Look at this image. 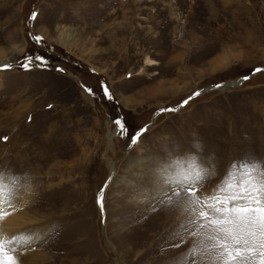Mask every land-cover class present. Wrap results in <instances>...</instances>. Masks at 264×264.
<instances>
[{
    "label": "rangeland",
    "instance_id": "obj_1",
    "mask_svg": "<svg viewBox=\"0 0 264 264\" xmlns=\"http://www.w3.org/2000/svg\"><path fill=\"white\" fill-rule=\"evenodd\" d=\"M0 64V183L28 219L0 240L29 238L18 264H210L166 181L203 170V200L242 158L264 163V0H0ZM118 119L146 129L136 144Z\"/></svg>",
    "mask_w": 264,
    "mask_h": 264
},
{
    "label": "snow or ice",
    "instance_id": "obj_2",
    "mask_svg": "<svg viewBox=\"0 0 264 264\" xmlns=\"http://www.w3.org/2000/svg\"><path fill=\"white\" fill-rule=\"evenodd\" d=\"M33 13L30 19L36 18ZM36 44L44 42L43 37L36 35L32 37ZM25 63L21 65L28 70L35 63L37 66L46 65L47 59L42 55H26ZM10 64L0 65V70L10 69ZM63 71V69H58ZM264 72V68H255L253 73ZM249 79L248 76L243 77ZM101 91L104 96L111 100L112 94L105 83H101ZM221 88L222 85H216ZM90 94L93 90L85 87ZM198 91L193 96H199ZM193 97H189L181 102L180 107L189 103ZM178 109H161V112H174ZM115 124L120 130V134L128 135L132 144H136L140 135L146 130L141 129L135 134H130L126 125L121 120H116ZM5 141L7 137L3 138ZM207 174L203 170H194L191 175V183L188 176L169 179L166 181L171 188L173 184L179 188L180 192L174 195L179 197L176 204L187 205L186 223L181 225L185 231H190L194 237H203V252L208 255L210 264H264V163L256 162L252 159H243L234 163L230 171L226 174V179L219 186L212 196L204 197L203 200L197 197L198 187L202 186ZM0 177V181H2ZM106 187V185H105ZM7 186L0 183V198H2ZM104 188L101 189L97 198V204L103 215ZM172 203V198H169ZM8 215V213H4ZM192 229H196L192 231ZM183 242V233L180 234ZM29 242L28 237L21 240L18 236L4 241L0 240V264H18L17 247ZM180 245H174L179 247ZM194 255L190 252L177 258V264H193Z\"/></svg>",
    "mask_w": 264,
    "mask_h": 264
},
{
    "label": "bare ground",
    "instance_id": "obj_3",
    "mask_svg": "<svg viewBox=\"0 0 264 264\" xmlns=\"http://www.w3.org/2000/svg\"><path fill=\"white\" fill-rule=\"evenodd\" d=\"M148 62H151V60H148ZM150 64V63H148ZM2 65V64H0ZM253 74H251L250 76H252ZM256 75V74H254ZM253 75V76H254ZM249 76V77H250ZM252 76V77H253ZM243 78V77H242ZM241 78V79H242ZM251 78V77H250ZM238 81V80H237ZM233 83L234 81H229L227 84V86H230V87H234L236 86V83ZM232 82V83H231ZM225 84V83H224ZM225 87V86H224ZM222 87V88H224ZM188 99V98H187ZM180 108V107H178ZM177 109V107L175 108ZM154 119V118H153ZM152 122V120H151ZM125 150H123V154L121 155L122 157L125 156L126 152H127V149L124 148ZM120 157V159L122 158ZM119 160H115L111 166H110V169L109 171L114 168V171L116 170V166H117V163L120 161ZM113 175V174H112ZM112 177V176H111ZM107 185V184H106ZM12 195V191L9 189V191H6L4 196L2 198H0V234H10L12 233V230H14V228L16 226H20V225H23L27 222V218L24 214H21L19 211H20V208H18L19 206H13L12 205V201L13 200V195ZM4 213H8V215H4ZM104 214V212H103ZM104 216V215H103ZM29 224V223H28ZM33 231V230H32ZM16 232V231H15ZM21 232V230H20ZM104 234V233H103ZM25 236V235H24ZM28 236V235H27ZM105 236V234H104ZM109 243V242H108ZM110 244V243H109ZM110 247H112V245L110 244ZM113 249V248H112Z\"/></svg>",
    "mask_w": 264,
    "mask_h": 264
},
{
    "label": "water",
    "instance_id": "obj_4",
    "mask_svg": "<svg viewBox=\"0 0 264 264\" xmlns=\"http://www.w3.org/2000/svg\"><path fill=\"white\" fill-rule=\"evenodd\" d=\"M263 68H264V67H263ZM251 74H254V73L252 72ZM243 80H244L243 78L240 79V80H238L237 83H236V85H239ZM215 88H217V87H216V86H211V89H215ZM202 90H203V89H202ZM202 90H198V91L201 92ZM198 91H196V92H198ZM196 92H194V93H196ZM194 93H193V94H194ZM193 94L189 95L187 98L192 97ZM187 98H185V99H187ZM177 107H178V106H177ZM169 109H175V108H169ZM158 112H160V110H158V111H156V112L154 113V115H153L152 118L150 119V122H151V120H153V118L156 116V114H157ZM150 122H149L147 125H149ZM144 127H145V126H144ZM141 129H143V128H140V130H141ZM138 132H139V131H138ZM130 143H131V141H130V139H129L128 144H130ZM128 144H127V146H128ZM125 148H127V147H125ZM123 150H125V149H123ZM120 157H122V156L117 157L115 160H119ZM113 172H114V168H112V169L108 172V175H107V177H106L104 183H103L102 186L100 187V191H101L102 188L105 189V185L110 181V178H111ZM100 191L98 192V195L100 194ZM97 198H98V196H97ZM97 206H98V209H99V211H100V221H101V223H102V221H103V219H104V216H103L104 214L102 215V213H101V209H100V207H99L98 204H97ZM100 233H101V236L103 237L104 242L106 243V245H108V246L110 247V244H109L108 241L106 240V238H105V236H104V234H103L102 229L100 230Z\"/></svg>",
    "mask_w": 264,
    "mask_h": 264
}]
</instances>
